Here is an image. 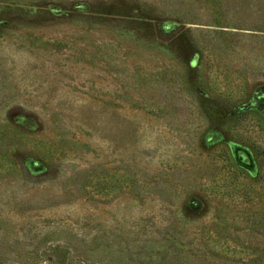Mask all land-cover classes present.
Returning <instances> with one entry per match:
<instances>
[{"label": "rangeland", "instance_id": "1", "mask_svg": "<svg viewBox=\"0 0 264 264\" xmlns=\"http://www.w3.org/2000/svg\"><path fill=\"white\" fill-rule=\"evenodd\" d=\"M0 264H264V0H0Z\"/></svg>", "mask_w": 264, "mask_h": 264}]
</instances>
